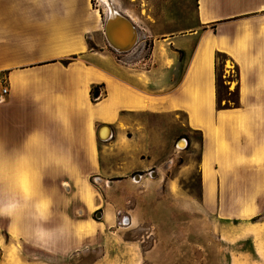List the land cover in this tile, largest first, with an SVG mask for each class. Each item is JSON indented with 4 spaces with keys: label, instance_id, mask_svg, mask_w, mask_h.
<instances>
[{
    "label": "crops",
    "instance_id": "obj_1",
    "mask_svg": "<svg viewBox=\"0 0 264 264\" xmlns=\"http://www.w3.org/2000/svg\"><path fill=\"white\" fill-rule=\"evenodd\" d=\"M99 11L89 0H0V264H36L31 250L61 264L104 235L116 220L90 215L89 178L126 181L176 119L199 135L204 212L236 220L263 207L264 0H195L196 23L146 35V53L139 30L131 51L110 49ZM99 124L111 127L106 141Z\"/></svg>",
    "mask_w": 264,
    "mask_h": 264
},
{
    "label": "rangeland",
    "instance_id": "obj_2",
    "mask_svg": "<svg viewBox=\"0 0 264 264\" xmlns=\"http://www.w3.org/2000/svg\"><path fill=\"white\" fill-rule=\"evenodd\" d=\"M89 1L100 10L103 21L105 2ZM108 2L130 17L141 40L196 23L195 0ZM150 47L151 38H146L139 49L146 53ZM217 58L222 61L224 56ZM224 68L234 80L235 68L229 60ZM235 96L232 91L227 107L235 105ZM150 129V122H144V131ZM168 130L165 143L157 151H145L142 165L130 170L126 181L112 175L89 178L95 195L90 215L94 218L98 210L102 215L113 212L116 222L88 248L64 256L61 264H264V201L259 213L245 219H221L204 212L199 198V135L187 131L181 119L170 123ZM180 138L186 139L184 148L176 146ZM12 252L11 260L16 259ZM30 252L36 264L48 260Z\"/></svg>",
    "mask_w": 264,
    "mask_h": 264
},
{
    "label": "water",
    "instance_id": "obj_3",
    "mask_svg": "<svg viewBox=\"0 0 264 264\" xmlns=\"http://www.w3.org/2000/svg\"><path fill=\"white\" fill-rule=\"evenodd\" d=\"M113 10L107 8L103 20V36L108 46L116 53L122 54L131 51L138 41V29L132 22L129 16H126L118 9ZM118 43H121L118 44ZM92 98L96 99L99 96V91H92ZM112 136L111 127L107 124H99L96 128V138L100 141H106ZM182 142V145L180 144ZM186 145V139L180 138L176 142V146L184 148ZM102 217V211L98 210L94 213L96 220ZM124 223L128 224V219H124Z\"/></svg>",
    "mask_w": 264,
    "mask_h": 264
},
{
    "label": "trees",
    "instance_id": "obj_4",
    "mask_svg": "<svg viewBox=\"0 0 264 264\" xmlns=\"http://www.w3.org/2000/svg\"><path fill=\"white\" fill-rule=\"evenodd\" d=\"M218 97H221L225 92H224V90L221 88V85H220V83L218 82ZM93 90H96V88H93L92 89V91ZM235 92V91H234ZM230 99V98H229ZM234 104H236L237 103V95L235 96V101L233 102Z\"/></svg>",
    "mask_w": 264,
    "mask_h": 264
},
{
    "label": "built area",
    "instance_id": "obj_5",
    "mask_svg": "<svg viewBox=\"0 0 264 264\" xmlns=\"http://www.w3.org/2000/svg\"><path fill=\"white\" fill-rule=\"evenodd\" d=\"M96 5V3H95ZM7 94V87L5 85L0 86V102L3 100L4 96Z\"/></svg>",
    "mask_w": 264,
    "mask_h": 264
},
{
    "label": "bare ground",
    "instance_id": "obj_6",
    "mask_svg": "<svg viewBox=\"0 0 264 264\" xmlns=\"http://www.w3.org/2000/svg\"><path fill=\"white\" fill-rule=\"evenodd\" d=\"M104 2H105V4L107 5V8L109 9L110 7L108 6L109 4H110V6H112L111 5V3L110 2H108V0H103ZM110 10H113V9H111L110 8ZM118 44H120L121 45V43H118ZM181 145H182V142L180 143ZM90 198H88V203H89V206H91V202H90Z\"/></svg>",
    "mask_w": 264,
    "mask_h": 264
}]
</instances>
